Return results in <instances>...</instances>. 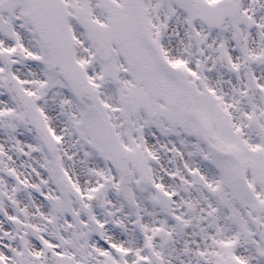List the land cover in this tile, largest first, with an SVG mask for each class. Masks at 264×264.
<instances>
[{
	"label": "snow or ice",
	"instance_id": "obj_1",
	"mask_svg": "<svg viewBox=\"0 0 264 264\" xmlns=\"http://www.w3.org/2000/svg\"><path fill=\"white\" fill-rule=\"evenodd\" d=\"M0 264H264V0H0Z\"/></svg>",
	"mask_w": 264,
	"mask_h": 264
}]
</instances>
